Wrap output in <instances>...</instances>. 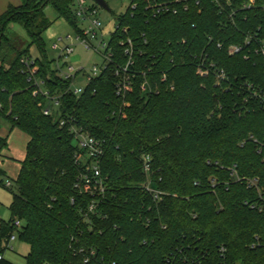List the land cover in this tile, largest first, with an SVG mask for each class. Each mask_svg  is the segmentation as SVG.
<instances>
[{"label":"trees","instance_id":"obj_1","mask_svg":"<svg viewBox=\"0 0 264 264\" xmlns=\"http://www.w3.org/2000/svg\"><path fill=\"white\" fill-rule=\"evenodd\" d=\"M136 1L117 16L111 62L80 96L43 41L48 5L79 32L74 0H20L0 13V118L29 136L11 217L0 219V264H15L5 258L14 235L30 247L25 264H264V0H202L157 16ZM10 23L25 28L26 47ZM128 39L135 75L122 97L115 69L128 61ZM32 46L42 53L35 79L61 95L53 115L22 62ZM202 62L227 78L200 75ZM58 111L104 141L109 191L89 219L92 197L74 188L77 146ZM7 146L0 134V155ZM145 154L160 198L145 186ZM6 175L0 166V186L11 188Z\"/></svg>","mask_w":264,"mask_h":264},{"label":"built area","instance_id":"obj_2","mask_svg":"<svg viewBox=\"0 0 264 264\" xmlns=\"http://www.w3.org/2000/svg\"><path fill=\"white\" fill-rule=\"evenodd\" d=\"M201 1L202 0H145V3L147 9H149L154 16H157L166 13L178 14L180 11H188L192 5L200 6ZM138 4V1L130 0L128 8L135 9ZM100 8L101 6L97 4L95 0L93 4H89L87 0H74V12L76 18L77 21H80L82 24V26H79V32H76V40L88 49H94L98 52H101L102 50L105 60L102 65L96 64L88 72L85 71L84 67L70 65L68 64L67 59L74 51L71 47L72 44L64 43V38L62 37L53 44V47L56 50H60L58 57L54 59L55 67L53 66V68L62 79L70 82V90L77 96H80L85 92L90 82L103 72L113 57L109 48L110 38L108 41L104 38ZM67 38L72 39L70 35H68ZM252 39L253 37L249 36L246 43L250 44ZM94 42H97V44H94ZM121 44L126 46L125 54L128 56V61L125 65L118 66L115 69V75L118 78L116 82L117 94L124 97L126 89L128 86L132 85V79L135 75L132 70V67L135 64V59L133 56L131 40L128 39L127 41H122ZM240 50H242V46L239 45H232L230 47L231 54L237 53ZM259 50L264 54V42ZM22 62L27 67V71L30 74V80L35 79L38 72V65L36 64L35 59L33 57H24ZM206 63L202 62V64H199L197 71L200 75L208 76L210 74H215L218 80H224L227 78L226 73L223 70H219L214 63ZM82 72H84L85 75V83L83 86H80L77 84V79ZM35 84L37 86L35 94L42 93L49 100V104L44 108V113L46 115H53L55 111L60 108L61 95L51 94L45 87V81L43 79H35ZM142 88L145 89V84L142 85ZM57 113L60 126L68 128L73 136L74 143L77 146L74 159L79 167V172L74 183V188L80 195H88L92 197L85 215V219H89L88 214H94L98 211L100 204L105 200L109 191V178L103 174L101 168V162L105 155L104 141L96 138L82 125H79L73 117H62L59 111ZM143 167L145 173L148 175V182L145 185L147 190L152 192L156 198H160V192L154 190L150 186L152 158L148 154L143 156ZM6 185L12 187V182L7 181ZM16 225L21 226V221L17 220ZM14 239H16V235L12 236L11 241ZM10 248L13 249V247ZM95 254L96 250L92 249L90 255H87L85 258V262L90 261L91 256H94ZM3 258L4 254L0 253V260Z\"/></svg>","mask_w":264,"mask_h":264},{"label":"rangeland","instance_id":"obj_3","mask_svg":"<svg viewBox=\"0 0 264 264\" xmlns=\"http://www.w3.org/2000/svg\"><path fill=\"white\" fill-rule=\"evenodd\" d=\"M19 4L20 0H0V11H3V5L5 2ZM111 11H107L104 8H100V17L103 22V33L105 40H109L111 33L115 30L117 24V16L124 13L130 5V0H105ZM89 4H93L94 0H87ZM47 17L53 21L52 25L43 33V41L45 51L49 60H54L58 57L60 50H56L53 44L58 41L59 38H64V43L72 44L74 49L73 53L69 55L67 59L68 64L75 67H84L85 71H90L94 65H102L105 60L103 51L98 52L94 49L86 48L82 43L76 40V29L73 24L65 17L58 18L56 9L52 5H48L45 8ZM78 26H82L80 21H77ZM9 32L17 39L18 46L21 48L26 47L30 39L27 35L25 28L19 23H10L8 27ZM70 35L72 39H68ZM97 44V42H94ZM31 54L34 59L41 58L42 53L32 46ZM53 66L55 64L53 62ZM85 83L84 72L80 73L77 79V84L83 86ZM0 134L8 137V146L3 150L0 155V166L6 171L5 183L7 181L12 182L11 188L0 186V219L9 220L11 217L10 204L13 199V193L16 192L15 181L18 177V173L21 167V161L25 158L26 147L29 141V136L19 128L12 129V125L6 119L0 118ZM10 247L5 252V258L15 264H25L26 255L28 254L30 247L28 244L22 242L18 236L12 240Z\"/></svg>","mask_w":264,"mask_h":264},{"label":"water","instance_id":"obj_4","mask_svg":"<svg viewBox=\"0 0 264 264\" xmlns=\"http://www.w3.org/2000/svg\"><path fill=\"white\" fill-rule=\"evenodd\" d=\"M97 4H99L102 8H104L107 11H111V8L109 7V4L105 0H95Z\"/></svg>","mask_w":264,"mask_h":264},{"label":"crops","instance_id":"obj_5","mask_svg":"<svg viewBox=\"0 0 264 264\" xmlns=\"http://www.w3.org/2000/svg\"><path fill=\"white\" fill-rule=\"evenodd\" d=\"M10 3L8 1L5 2V4L3 5V11L8 7ZM3 11H0V13H2Z\"/></svg>","mask_w":264,"mask_h":264}]
</instances>
